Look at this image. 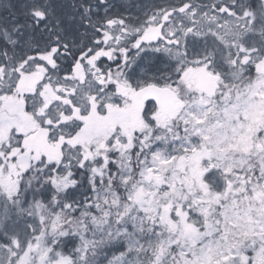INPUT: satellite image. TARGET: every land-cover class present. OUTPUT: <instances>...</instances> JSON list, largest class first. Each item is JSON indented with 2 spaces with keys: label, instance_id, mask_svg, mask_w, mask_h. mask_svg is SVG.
Returning <instances> with one entry per match:
<instances>
[{
  "label": "snow or ice",
  "instance_id": "obj_1",
  "mask_svg": "<svg viewBox=\"0 0 264 264\" xmlns=\"http://www.w3.org/2000/svg\"><path fill=\"white\" fill-rule=\"evenodd\" d=\"M0 264H264V0H0Z\"/></svg>",
  "mask_w": 264,
  "mask_h": 264
}]
</instances>
